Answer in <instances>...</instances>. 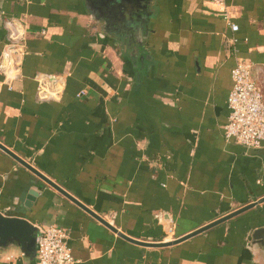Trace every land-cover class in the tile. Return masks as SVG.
<instances>
[{"label":"crops","instance_id":"0c3cea01","mask_svg":"<svg viewBox=\"0 0 264 264\" xmlns=\"http://www.w3.org/2000/svg\"><path fill=\"white\" fill-rule=\"evenodd\" d=\"M110 1L0 0V145L116 232L1 149L0 213L61 226L76 264H264V202L175 245L119 236L171 243L264 198V144L224 137L236 63L264 89V0Z\"/></svg>","mask_w":264,"mask_h":264},{"label":"built area","instance_id":"2783aa9c","mask_svg":"<svg viewBox=\"0 0 264 264\" xmlns=\"http://www.w3.org/2000/svg\"><path fill=\"white\" fill-rule=\"evenodd\" d=\"M223 4L225 0H212ZM14 28L10 42L3 54V73H11L19 66L24 56V30ZM236 32L238 27L231 25ZM254 68L249 63H236L231 70L232 87L227 98L229 110L224 137L246 149H258L264 144V89L259 86L254 75ZM37 89L39 101L58 100L61 90L51 88L44 77ZM83 94V93H82ZM36 254L35 264H76L68 244L67 232L56 224L35 225Z\"/></svg>","mask_w":264,"mask_h":264},{"label":"water","instance_id":"95a60500","mask_svg":"<svg viewBox=\"0 0 264 264\" xmlns=\"http://www.w3.org/2000/svg\"><path fill=\"white\" fill-rule=\"evenodd\" d=\"M111 2L110 0H108ZM121 2L123 0H120ZM47 82L50 87H53L56 79L53 76H49L47 79ZM0 149L4 151L6 154H8L10 157H12L15 161H17L19 164H21L23 167L31 171L34 175H36L41 181H43L45 184H47L49 187L56 190L58 193L66 197L68 200L85 210L87 213L95 217L97 220L102 222L104 225H106L108 228H110L113 232H116V230L108 225L106 222L102 221L99 217L94 215L91 211H89L86 207H84L82 204H80L76 199H74L71 195H69L66 191H64L62 188L55 185L53 182H51L49 179L44 177L41 173L36 171L33 167H31L29 164L24 162L22 159L14 155L11 151L6 149L4 146L0 145ZM36 193H31V195L34 196ZM264 202V198L260 199L256 203L250 204L246 207H243L230 215H227L226 217H223L206 227H203L190 235H187L186 237H183L181 239H177L174 242L171 243H162V244H145L140 243L138 241L132 240L122 234L119 233V236L123 239H125L128 242L138 244L141 246H152V247H165L170 245H175L180 242H183L197 234H200L211 227H214L216 225H219L239 214H242L243 212H246L250 210L251 208L255 207L257 204H261ZM252 238L255 241H260L262 238H264V228L257 229L254 231ZM36 244H37V238H36V227L33 223L30 221L23 219V218H16V217H7L0 213V249H6L11 246L18 247L22 254L28 258V259H34L36 254Z\"/></svg>","mask_w":264,"mask_h":264},{"label":"flooded vegetation","instance_id":"af4514ba","mask_svg":"<svg viewBox=\"0 0 264 264\" xmlns=\"http://www.w3.org/2000/svg\"><path fill=\"white\" fill-rule=\"evenodd\" d=\"M138 0H124L125 4H129V5H132L134 4V2H136ZM112 3H115V1H113Z\"/></svg>","mask_w":264,"mask_h":264}]
</instances>
